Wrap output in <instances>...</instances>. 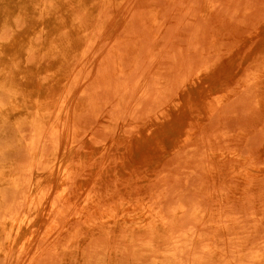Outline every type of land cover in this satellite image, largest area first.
<instances>
[{
    "label": "rangeland",
    "instance_id": "374dc122",
    "mask_svg": "<svg viewBox=\"0 0 264 264\" xmlns=\"http://www.w3.org/2000/svg\"><path fill=\"white\" fill-rule=\"evenodd\" d=\"M151 3L161 9L156 25L146 20ZM131 14L113 43L100 42L101 59L85 85L76 123L80 143L91 157L122 135L133 139L134 128L144 131L155 116L168 112L173 122L181 123L169 135L178 144L165 137L166 127L153 150L141 160L140 153L134 155L140 163L131 177L135 189L165 199L170 227L135 233L131 240L124 234H79L65 247L60 241L43 242L18 264H187L194 253L208 259L202 246L211 240L188 246L184 241L190 232L205 234L204 239L215 233L209 228L193 231L197 220L192 211L210 209L209 193L219 191L227 199L218 210L221 222L230 225L232 220L237 228L212 244L214 251L236 264H251L248 258L264 247V174L248 187L238 180L224 186L207 174V155L209 149L238 151L248 158L240 169L248 180L264 168V0H135ZM196 76L198 86L192 82ZM254 82L257 86L250 87ZM175 103L183 116L172 110ZM30 137L26 127L0 124V164L20 171L28 166ZM19 196L5 189L3 205L18 208ZM181 207L186 209L182 214ZM249 231L258 235L247 238ZM241 237L248 240L245 250L238 246ZM0 264H7L2 256ZM205 264L219 263L211 259Z\"/></svg>",
    "mask_w": 264,
    "mask_h": 264
},
{
    "label": "bare ground",
    "instance_id": "6f19581e",
    "mask_svg": "<svg viewBox=\"0 0 264 264\" xmlns=\"http://www.w3.org/2000/svg\"><path fill=\"white\" fill-rule=\"evenodd\" d=\"M134 1L0 0V94L5 96L0 97V124L31 131L28 166L20 171L0 164V256L7 264L21 263L37 253L43 242L60 241L65 247L79 234H124L131 240L135 233H158L170 227L165 199H155L145 188L135 189L131 177L140 163L134 155L140 153L141 160L145 151L153 150L160 132L167 127L168 138L181 123L173 122L168 112L155 116L144 131L134 128L133 139L122 135L92 157L80 143L76 123L86 98L85 85L101 59L98 46L103 40L113 43L124 30ZM146 15L147 24L156 25L161 9L148 4ZM192 82L198 86L199 78ZM256 86L254 82L250 87ZM172 110L183 116L177 103ZM170 139L178 144L175 137ZM207 157L211 162L207 174L224 186L238 180L248 187L258 174H264L263 168L250 180L242 175L240 169L248 158L236 150L209 149ZM125 179L128 182L122 184ZM7 188L20 193L18 208L3 205ZM209 195L210 209L192 211L197 220L193 231L209 228L215 233L204 239L205 234L190 232L184 241L188 246L211 240L202 246L208 259L194 253L187 264H205L211 259L236 264L225 254L218 255L212 246L237 227L232 220L230 225L221 222L223 215L218 210L227 201L223 191ZM185 210L181 207L178 212ZM249 234L247 238L258 231ZM247 241L240 239L238 246L245 250ZM248 261L264 264V247L257 248Z\"/></svg>",
    "mask_w": 264,
    "mask_h": 264
}]
</instances>
